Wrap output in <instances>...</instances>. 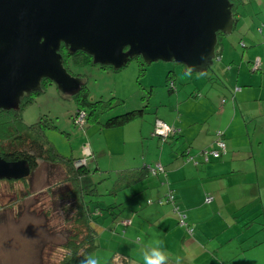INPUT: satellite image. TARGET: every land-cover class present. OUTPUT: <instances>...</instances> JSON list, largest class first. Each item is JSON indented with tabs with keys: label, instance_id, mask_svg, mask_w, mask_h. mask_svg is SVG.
<instances>
[{
	"label": "rangeland",
	"instance_id": "obj_1",
	"mask_svg": "<svg viewBox=\"0 0 264 264\" xmlns=\"http://www.w3.org/2000/svg\"><path fill=\"white\" fill-rule=\"evenodd\" d=\"M242 49V45L238 44L239 52ZM227 51L228 48L223 54ZM140 60L132 59L119 70L110 66L73 65L68 62V68L81 74L83 82L85 80L89 99L107 100L111 96L124 99L122 105L102 116V119L144 106L142 115L121 126L105 127L99 122L88 121L84 113L76 112L70 93L58 88L54 82L43 84L21 112L23 122L28 125L47 116L53 126L44 130L45 138L60 154L79 158V163L75 165L88 170V174L82 177L84 190L88 189L83 197L89 199L97 244L89 255L100 258L101 264H119L116 258L120 254L132 256L133 264L144 263L142 250H147V245L155 246L154 242L159 240L163 242L161 251L173 262L179 256L191 264H264V214L260 215L258 211L234 209L221 233L212 239L207 237L199 241L192 236V230L188 231L181 222L179 214L185 212L182 207L175 209L172 202L166 201L163 196L158 197L160 188L152 180L153 175L136 181L115 195L108 194L118 177L138 169L143 160L151 164L157 159L167 162L170 150L175 151L181 146L178 139L173 138L170 142L168 138L151 135L155 117L165 119L169 125L176 121V127L183 126L189 133L187 115L198 116L202 111L195 105L203 101L216 104L214 91L219 96L225 88L221 83L223 80L215 72L219 65L216 58L211 66L216 76L210 73L211 69L200 75L175 62L157 60L145 64ZM227 61H224L226 65ZM172 69H175L177 79L175 92L168 91L169 80L166 81L167 72ZM190 80L194 81L191 84L203 83V91L195 87L192 91L200 92L196 98L188 93L191 88L186 82ZM183 85L188 86L189 91L184 92ZM80 114L85 118L79 119ZM179 121L183 125H179ZM195 134L196 131L192 130L191 143ZM195 154L190 152L188 155ZM257 173L262 185L264 167L259 166ZM67 175L66 168L39 161L23 181L0 180V264H59L68 230L65 216L69 209L62 205L64 202L70 204L68 193L72 192ZM247 175L252 177L253 173L248 172ZM146 198L152 203H147ZM110 202H122L116 207L117 211L120 210L117 215L107 214L105 205ZM166 205L174 212L170 219L173 228L169 230L164 227L169 220L164 218L163 225L156 219L155 211V208ZM138 211H147V214L139 215ZM121 213L127 218V223L121 221ZM217 217L222 221L219 215ZM133 218V226L137 225L139 231L137 235L132 234V230L126 231ZM167 235L168 238H163ZM183 238L190 243H183Z\"/></svg>",
	"mask_w": 264,
	"mask_h": 264
},
{
	"label": "water",
	"instance_id": "obj_2",
	"mask_svg": "<svg viewBox=\"0 0 264 264\" xmlns=\"http://www.w3.org/2000/svg\"><path fill=\"white\" fill-rule=\"evenodd\" d=\"M244 5L233 18L229 0H0V110L18 109L43 79L70 94L80 89L61 45L114 70L139 57L205 73L218 59V33L232 32ZM29 172L23 160L0 156V180Z\"/></svg>",
	"mask_w": 264,
	"mask_h": 264
},
{
	"label": "crops",
	"instance_id": "obj_3",
	"mask_svg": "<svg viewBox=\"0 0 264 264\" xmlns=\"http://www.w3.org/2000/svg\"><path fill=\"white\" fill-rule=\"evenodd\" d=\"M246 2L240 9L241 15L234 29L221 40V44L217 47L216 55L219 65L216 66L215 72L223 80L221 83L225 88L219 96H216L217 92L214 91L216 104L206 100L195 105L202 112L198 116L187 115L188 129L191 130L189 133L183 126L176 127V121L169 125L165 119L155 117L154 120L161 119L175 130L165 138H161H168L167 141L170 140V142L173 138L178 139L182 144L175 151L170 150L169 161L157 159L154 164H151L143 160L140 166L146 170L157 163L163 166L164 173H147L142 179L153 175L152 180L157 182L160 188L158 197L165 196L168 191L173 193L174 206L176 205L177 209L182 207L185 211V220L193 228L192 236L199 241L207 237L212 239L221 233L228 223V215L234 209L245 208V210L251 209V212L258 211L260 215L264 214V182L261 185L259 180L261 177L257 173L259 166L264 167V32L258 30L260 25L264 24V0H247ZM238 44L242 45L241 52L238 50ZM227 48L228 51L223 54ZM224 61L228 62L227 65ZM255 61H258L259 65L256 66ZM173 73V76L168 79L174 84L171 90L168 88L169 92L176 90L175 69ZM210 73L215 75L212 69ZM192 82L194 83L193 80L186 82L191 88L190 91L188 86L183 85L181 88L185 90L184 92L189 91L188 93L196 98L200 96V92L193 93L194 87L196 90H202L204 86L203 83L191 84ZM177 87L180 88L179 85ZM193 100L200 101V99ZM154 120L151 135H154ZM178 123L183 125L182 121ZM192 130H195L196 134L193 135L195 138L191 143ZM218 138L224 140L226 152L218 158L209 156L207 160H204L199 154L200 150L209 147ZM190 152L197 153L193 155L196 157L194 161L197 164L185 157ZM248 172L253 173L252 177L247 175ZM187 187H189L188 191ZM208 195L212 196L211 200H206ZM171 208L168 205L155 208L156 219L162 224L164 218L169 220L167 225L163 224L168 230L173 228L170 219L174 212ZM138 214L146 216L147 211H138ZM217 215L222 218V221L218 220ZM120 216L121 221L127 223V218L122 216V213ZM130 224L126 226V231L132 230V234L137 235L139 231L137 225L133 226L134 218ZM184 233L187 234L186 231ZM163 238H168V235ZM183 243H190V241L183 238ZM139 247L143 248V246ZM172 247L175 246L170 248ZM120 255L116 258L119 264H133L132 256ZM172 263L175 262L168 259L167 264Z\"/></svg>",
	"mask_w": 264,
	"mask_h": 264
},
{
	"label": "trees",
	"instance_id": "obj_4",
	"mask_svg": "<svg viewBox=\"0 0 264 264\" xmlns=\"http://www.w3.org/2000/svg\"><path fill=\"white\" fill-rule=\"evenodd\" d=\"M246 1L247 0H239V2L233 3V18L237 16L235 12L236 5L239 7L242 4H246ZM219 45L220 43H218V46ZM59 51L62 55L63 65L67 70L69 61H71L73 65H81L84 63L94 64L92 62V57L83 51L76 50L70 53L64 45H61ZM173 74V71H168L166 81L173 76ZM74 76L80 75L75 74ZM46 82L51 81L43 79L41 80V86ZM36 93L37 92H31L24 96L19 103L18 109L0 110V156L8 161L23 160L29 167L30 173L37 167L39 161L58 165L67 169V180L70 181L72 192L68 193L71 196L70 204L67 205L66 202H64L62 205V207L69 209L66 211L67 215L65 216V223L68 230L62 244L63 252L61 253L59 264H76L80 259L88 256L97 246L95 242L96 231L94 227H92L91 222V220H94V217L92 218V212L88 205L89 199L83 197V194L88 189L84 190L85 187L82 184V177L88 174V170L83 169V166L78 167L75 165V162L78 161L79 158L75 159L71 156L67 157L60 154L45 138L44 130L53 126V124H49V118L47 116L40 117L36 122L29 125L23 122L21 115L22 109L32 100V96ZM70 97L75 102L77 113L84 112L88 121L99 122L105 127L121 126L133 118L142 115L144 112V108L142 109L141 107L129 111L127 110L119 114L115 113L113 116L102 119V116L109 114L115 108L122 105L124 99L114 96H111L107 100L89 99L85 80L84 82L82 80L80 89L72 92ZM146 174L147 170L144 169V167H140L129 174L118 177L108 194L111 193L115 195L116 192L144 178ZM27 177L28 176L17 180L23 181L27 179ZM120 203L122 202H110L106 204L105 210L107 214L117 215L120 210L117 211L116 207H118ZM95 207L96 206H94V208ZM69 253L71 254L70 256L68 255ZM172 264H176V262ZM181 264L191 263L181 260Z\"/></svg>",
	"mask_w": 264,
	"mask_h": 264
},
{
	"label": "built area",
	"instance_id": "obj_5",
	"mask_svg": "<svg viewBox=\"0 0 264 264\" xmlns=\"http://www.w3.org/2000/svg\"><path fill=\"white\" fill-rule=\"evenodd\" d=\"M259 31L264 32V25H261V27L259 28ZM255 65L256 66L259 65V62L255 61ZM222 102H223V100H222ZM79 113H84V112H79ZM82 117H83V115L80 114L79 119H81ZM83 118H85V116ZM174 131H175L174 129L172 130V128L170 126H168L166 123H164L161 119H155L154 124H153V134L154 135L165 138L166 136H168L170 133H173ZM225 152H226V144L222 138H218L209 147H205L202 150H200L199 154H200V156H202L204 158V160H207L209 156L212 158H218ZM187 158L189 160H191L194 164H197V162L194 161L196 158L195 156H193V155L189 156L188 155ZM78 163L79 162H76V164H78ZM147 172L148 173H157V172H163L164 173V168L160 163H157L153 167L149 166L147 168ZM163 197L165 198L166 201H170L172 203L174 202V199H173L174 195L171 191H168L165 194V196H163ZM211 199H212V196H210V195H208L206 197V200H211ZM147 203H152V200L148 199ZM175 209H177V208L175 207ZM179 215H180L181 222L186 225V228L188 231H191L192 228L189 226V224L185 220V214L180 213Z\"/></svg>",
	"mask_w": 264,
	"mask_h": 264
},
{
	"label": "clouds",
	"instance_id": "obj_6",
	"mask_svg": "<svg viewBox=\"0 0 264 264\" xmlns=\"http://www.w3.org/2000/svg\"><path fill=\"white\" fill-rule=\"evenodd\" d=\"M200 75H204L203 71H201ZM172 86H174V84L169 82L168 88L170 90L173 88ZM154 243H155V246L147 245L145 247L147 250L145 249L142 250L144 264H167L168 256L163 251H161L163 242L156 240ZM68 255L70 256L71 254L69 253ZM80 264H101V260L100 258L94 255H88L80 261ZM176 264H181V257L179 256L176 257Z\"/></svg>",
	"mask_w": 264,
	"mask_h": 264
},
{
	"label": "flooded vegetation",
	"instance_id": "obj_7",
	"mask_svg": "<svg viewBox=\"0 0 264 264\" xmlns=\"http://www.w3.org/2000/svg\"><path fill=\"white\" fill-rule=\"evenodd\" d=\"M232 4L234 3H237V2H239V0H229ZM233 4V5H234ZM261 25H264L263 23L261 24ZM218 37H219V40H222L224 37H225V35H223V33H221V32H219L218 33ZM61 54V53H60ZM137 59H139L140 60V58H137ZM142 60V59H141ZM140 60V61H141ZM68 70L73 74V75H75V74H78V72H73V71H71V69L70 68H68ZM79 75V74H78ZM81 75V74H80ZM79 160V159H78ZM13 161V160H12ZM76 162H79V161H76ZM75 162V163H76Z\"/></svg>",
	"mask_w": 264,
	"mask_h": 264
},
{
	"label": "bare ground",
	"instance_id": "obj_8",
	"mask_svg": "<svg viewBox=\"0 0 264 264\" xmlns=\"http://www.w3.org/2000/svg\"><path fill=\"white\" fill-rule=\"evenodd\" d=\"M98 65V64H97ZM80 77V76H79ZM82 78V77H81Z\"/></svg>",
	"mask_w": 264,
	"mask_h": 264
}]
</instances>
